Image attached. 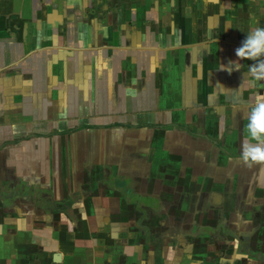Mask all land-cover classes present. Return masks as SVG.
Instances as JSON below:
<instances>
[{
	"label": "crops",
	"instance_id": "0c3cea01",
	"mask_svg": "<svg viewBox=\"0 0 264 264\" xmlns=\"http://www.w3.org/2000/svg\"><path fill=\"white\" fill-rule=\"evenodd\" d=\"M264 0H0V264H264V82L220 71Z\"/></svg>",
	"mask_w": 264,
	"mask_h": 264
},
{
	"label": "clouds",
	"instance_id": "9594fccd",
	"mask_svg": "<svg viewBox=\"0 0 264 264\" xmlns=\"http://www.w3.org/2000/svg\"><path fill=\"white\" fill-rule=\"evenodd\" d=\"M237 60L229 61L228 66L221 64L220 71H239L240 61H252L248 71L242 73L243 83L236 91H242L245 82L255 87L257 82H264V27H251L241 45L235 49ZM247 137L241 142L240 162L248 169L258 168L264 172V94L257 93L254 103L246 112Z\"/></svg>",
	"mask_w": 264,
	"mask_h": 264
}]
</instances>
